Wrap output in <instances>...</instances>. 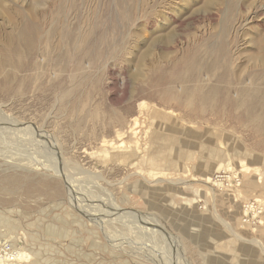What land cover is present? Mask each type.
I'll return each mask as SVG.
<instances>
[{
  "label": "rangeland",
  "instance_id": "374dc122",
  "mask_svg": "<svg viewBox=\"0 0 264 264\" xmlns=\"http://www.w3.org/2000/svg\"><path fill=\"white\" fill-rule=\"evenodd\" d=\"M263 65L264 0H0V107L58 145L0 143V247L27 252L13 264H264ZM171 84L184 105L167 102ZM242 85L261 93L249 107ZM143 104L179 124L158 130ZM135 117L141 161L104 166ZM150 144L166 159L149 162ZM208 149L233 168L199 167ZM42 163L65 166L75 193Z\"/></svg>",
  "mask_w": 264,
  "mask_h": 264
},
{
  "label": "bare ground",
  "instance_id": "6f19581e",
  "mask_svg": "<svg viewBox=\"0 0 264 264\" xmlns=\"http://www.w3.org/2000/svg\"><path fill=\"white\" fill-rule=\"evenodd\" d=\"M32 1H34V0H32ZM36 2H37V0H36ZM34 3V2H33ZM31 7V6H30ZM23 31V30H22ZM30 32V31H29ZM27 38L29 37V35H28V33L26 32V35H25ZM225 36V35H224ZM222 37V36H221ZM159 39H163V42H165V43H169L170 44V42H171V36H170V34L169 35H163V36H159L158 37ZM156 39V40H158V42H160V40L159 39ZM222 40V39H221ZM197 41V40H196ZM156 42V41H155ZM222 42V41H221ZM220 42V43H221ZM227 42V41H226ZM157 43V42H156ZM8 47V46H7ZM201 48V47H200ZM219 48H220V46H219ZM207 50V49H206ZM227 50H229L228 48H227ZM225 51V50H224ZM203 52V51H202ZM205 52V51H204ZM222 52V51H221ZM156 53V52H155ZM207 53H208V51H207ZM213 56V55H212ZM237 56V55H236ZM213 58V57H212ZM160 59V58H159ZM158 59V60H159ZM162 59V58H161ZM231 60V59H230ZM236 60V59H235ZM153 61V60H152ZM160 61V60H159ZM209 61V60H208ZM234 61V60H233ZM224 62V61H223ZM237 62V61H236ZM235 62V63H236ZM222 63V62H221ZM227 63V62H226ZM238 63V62H237ZM236 63V64H237ZM242 63V62H241ZM8 64V63H7ZM156 64H158L157 63V61H156ZM192 64V63H191ZM234 64V63H233ZM185 66V65H184ZM206 66V65H205ZM208 66V65H207ZM264 66V65H263ZM8 67V66H7ZM190 67V66H189ZM188 67V68H189ZM156 68V67H155ZM221 68V67H220ZM247 68V67H246ZM153 69V68H152ZM191 70H192V68H190ZM140 70V69H139ZM263 70H264V68H263ZM198 71H199V69H198ZM234 72V71H233ZM208 73V72H207ZM210 73V72H209ZM242 73V72H241ZM246 73V72H245ZM136 75V74H135ZM185 75V74H184ZM188 75H190V74H188ZM261 75V74H260ZM234 76V75H233ZM254 76V75H253ZM186 78V77H185ZM250 78V77H249ZM260 78V77H259ZM169 79V78H168ZM190 79V78H189ZM205 79V78H204ZM203 79V80H204ZM208 80V79H207ZM223 80V79H222ZM171 81V80H170ZM240 82V81H239ZM173 83V82H172ZM214 83H216V82H214ZM250 83V82H249ZM248 82L246 83L247 85L249 84ZM166 84V83H165ZM180 84V83H179ZM184 84V83H183ZM221 84V83H220ZM257 84V83H256ZM259 84V83H258ZM6 85V84H5ZM247 85H242L241 87H240V89L238 90V99H248V101H243V102H241V104H245V105H247V107H249V106H251V104H253L254 103V101L256 100V98L259 96V95H261V93L259 92V94H254L253 92H251V90L249 89V86H247ZM264 85V84H263ZM181 86V85H180ZM217 86V85H216ZM166 87V86H165ZM259 87V86H258ZM261 87V86H260ZM13 89V88H12ZM220 89V88H219ZM183 90V87L181 88V91ZM260 90V89H259ZM258 90V91H259ZM188 91V90H187ZM255 91V90H254ZM167 92L169 93V95H170V97L172 98V101H167V102H173L175 105H178V106H181L182 104L184 105V102L182 101V99H181V92H180V87L178 88L176 85L175 86H172V84L170 85V87H168L167 88ZM257 92V91H256ZM124 93H126V92H124ZM194 93V92H193ZM216 94V93H215ZM245 97V98H244ZM263 97V96H262ZM206 98V97H205ZM229 98V97H228ZM261 98V97H260ZM191 99H193V97H191ZM258 99V98H257ZM204 100V99H203ZM206 101V100H205ZM257 101V100H256ZM259 102V101H258ZM261 102V101H260ZM257 103V102H256ZM262 104V103H261ZM148 105V104H147ZM147 105L146 104H143L142 105V107H141V109L142 110H140V113L141 114H143V112L145 111V109H148V111H149V109H150V111H151V115L153 116V121L154 122H152L156 127L157 126H159V128H158V130L159 129H161L162 127H165V125H164V123L162 122H160L159 120H163V121H165V122H168V124L170 125V123H178L179 124V120H178V116H180V114H179V112H175L174 110H171V109H169V110H166V111H164V110H159L157 107H155V106H151L150 108H149V106H148V108H147ZM238 105V104H237ZM264 105V104H263ZM210 107V106H209ZM237 107V106H236ZM263 107V106H262ZM253 108V107H252ZM257 109H259L258 107H257ZM182 110V109H181ZM262 110H264V109H262ZM160 111H162V112H160ZM187 111V110H186ZM255 111H256V106H255ZM195 112V111H194ZM259 112H261V111H259ZM159 113H162L163 114V117H161V116H159L158 114ZM192 113H193V111H192ZM258 113V112H257ZM262 113H263V111H262ZM186 114V113H185ZM200 114V113H199ZM241 114V113H240ZM193 115H194V113H193ZM192 115V116H193ZM212 115V114H211ZM244 115V114H243ZM257 115V114H256ZM184 116V115H183ZM159 117V118H158ZM198 117H200V116H198ZM209 117V116H208ZM223 117V116H222ZM238 117V116H237ZM192 118V117H191ZM194 118V117H193ZM197 118V117H196ZM215 118V117H214ZM225 118V117H224ZM182 119V118H181ZM203 119V118H202ZM257 119V118H256ZM259 119V118H258ZM16 119H14L13 118V116H11V115H9L6 111H5V109H3L2 107H0V143H4V144H6V143H8V144H16L17 146H19L20 144H22V142L20 141V139L22 140L23 139V136L24 135H29L30 136V138H32L33 140H34V144H36L38 147H41V143H45L46 145H53L55 148L58 146L57 145V143H56V141H54L53 139H52V136H51V134H48L46 131L44 132L45 134H43V133H41L40 132V129L39 128H37L36 129V126L35 127H32V126H25L23 123H21L20 121H15ZM138 120H139V117L137 118V117H135V118H133V120H132V123H130L129 125H127L126 127H125V129H122V130H118L117 131V135H118V138H119V140L118 141H114V142H110L111 143V145L109 146L110 148H103L102 149V151H101V156L103 157V159H105V164H104V166H108V164H110L112 161H115V165H118V166H120V165H128L129 163H131V165L132 166H134V165H137V164H139V161H141V160H139V159H137V156L136 155H138V153L139 152H141V149L140 148H142L141 147V145H139L140 144V140L142 139V138H139L138 137V133L139 132H141L140 130L139 131H137V128H138V125H139V123H138ZM193 120V119H192ZM212 120V119H211ZM216 120V119H215ZM214 120V121H215ZM225 120V119H224ZM219 121V120H218ZM217 121V122H218ZM223 121V120H222ZM230 121V120H229ZM261 121V120H260ZM220 122V121H219ZM226 122V121H225ZM234 122V121H233ZM237 122V121H236ZM214 123V122H213ZM238 123V122H237ZM243 123V122H242ZM248 123H249V121H248ZM166 124V123H165ZM198 125V124H197ZM222 125H223V123H222ZM122 126V125H121ZM178 126V125H177ZM221 126V125H220ZM230 126V125H229ZM245 127V126H244ZM119 129H120V127H119ZM149 129H151V127L149 126V127H147L142 133H141V135L143 136V135H145V137L147 136V134H148V132H149ZM260 130H262V128L260 127L259 128ZM46 130V129H45ZM49 132V131H48ZM51 133V132H50ZM160 133H162V132H160ZM128 134H130V136H131V139H129V140H126V139H124V137H127V135ZM149 135V134H148ZM216 135V134H215ZM18 140V141H17ZM28 140V139H27ZM161 140H162V138H161ZM24 143H26V142H24ZM30 143V142H29ZM42 144V145H43ZM103 145V144H102ZM11 146H13L14 147V145H11ZM22 146V145H21ZM45 146V145H44ZM219 148L217 147L216 149H217V151L219 150V149H221V144H219ZM23 147V146H22ZM211 147V146H210ZM18 148V147H17ZM21 147L19 146V149H20ZM25 148V147H24ZM23 148V149H24ZM155 148L156 147H154V148H152L151 147V144L148 146V149H150V152L147 154V156H148V161L149 162H151V163H157L158 161H160V160H162L163 161V159H166V156H165V154H163L162 152H161V150L160 151H158V152H156L155 151ZM214 148V147H213ZM13 149V148H12ZM22 149V150H23ZM26 149V148H25ZM44 149H46L45 147H44ZM212 149V148H211ZM211 149H208V151L206 152V153H209L208 155L206 154V156L204 157V160L199 164V167H201V168H207V169H209V168H211L212 167V165L215 163V164H217V162H219L217 165H216V167H215V169H216V172H222V170H225V169H227L230 165H231V168H233V165L231 164V162H227L226 164H224L223 162H220L219 160L218 161H215L217 158H218V153L216 154V156H214V159L213 160H211L212 159V155H213V153H215V152H212L211 151ZM7 150V149H6ZM16 150V149H15ZM171 150H173V149H171ZM17 151H18V149H17ZM25 151H27V150H25ZM153 151H155L156 152V154H152V152ZM216 151V152H217ZM19 152H21V150L19 151ZM60 151H58V153H59ZM155 152H153V153H155ZM172 152H177V151H172ZM227 152H228V154H227ZM39 153V152H38ZM143 153V152H142ZM220 153H222L221 155H223V154H225V155H229V151L227 150V151H225V150H220ZM219 153V154H220ZM6 154V153H5ZM22 154V153H21ZM24 154V153H23ZM27 154V153H26ZM29 154H31V153H29ZM51 154H53V152L51 153ZM141 154V153H140ZM0 155H1V153H0ZM9 155V154H8ZM7 155V156H8ZM56 155V154H55ZM19 155H17V157H18ZM193 156V155H192ZM192 156H190L189 154H186L185 155V157H183V159L180 161V162H184V160H187V159H189V158H191ZM230 156V155H229ZM4 157H6V156H4ZM10 157V156H9ZM194 157V156H193ZM11 158H13V157H11ZM7 159V158H6ZM39 159V158H38ZM179 159H181V158H179ZM201 159V158H200ZM191 160H193L192 158L191 159H189V161H191ZM209 160V161H208ZM6 162H10L11 163V165H15V166H18V167H24V168H34V169H38V167H36V165L38 164H36L35 165V163L33 164V163H31L30 161V163H28V165L27 166H21L20 164H18L17 162H16V160H14V159H12V160H5ZM66 161V160H65ZM143 161V160H142ZM8 162V163H9ZM173 163H176V164H179V161H176V162H173ZM241 164V163H240ZM42 165H44L43 167H45L48 171L49 170H53L56 174H58L61 178H63V177H65V182H67V184H68V186H67V188H68V190H69V193H75V191H74V189L76 188V186H75V183H76V181L75 180H70V179H68L67 177L69 176V171H67V168H66V170H65V166H64V173H63V171L62 170H58L57 169V167L55 166L54 168H52V166H50V165H48V164H46V163H42ZM62 165V164H61ZM70 165V164H69ZM249 165V164H248ZM263 165V164H262ZM60 166V165H59ZM244 167V166H243ZM44 168V169H45ZM247 168V167H246ZM81 169V168H80ZM79 169V170H80ZM264 169V168H263ZM232 170V169H231ZM139 171V170H138ZM137 171V172H138ZM82 172V171H81ZM149 172V176L151 177H153V179H159V180H163V179H166L169 175V173H165V172H159V171H148ZM66 173V174H65ZM143 173V172H142ZM148 174V173H147ZM66 175H67V177H66ZM78 176V175H77ZM96 177H100L99 176V173H98V175L97 174H91V175H89V176H86V179H93V180H95L96 179ZM151 177V178H152ZM78 178V177H77ZM83 178H85V177H83ZM169 178V177H168ZM102 179H103V177H102ZM78 180V179H77ZM210 180H212L211 179V177L210 176H207L206 177V179H205V181H210ZM95 181H97V180H95ZM79 182V181H78ZM83 183H84V181H82ZM88 182V181H87ZM122 183V182H121ZM82 184V183H81ZM80 184V185H81ZM93 185V184H92ZM219 186H221L222 184H218ZM103 188V187H102ZM98 190H99V188H98ZM104 190V189H103ZM214 190V189H213ZM109 192V191H108ZM77 193V192H76ZM100 194V193H99ZM105 194V193H104ZM112 194V193H111ZM72 199V198H71ZM70 199V200H71ZM111 200V199H110ZM82 203H84L82 206H83V211L87 214V216L91 219V221H93L94 223H96L97 225H99V226H102L101 228H105L106 227V225H104L105 224V221H104V224H100L102 221H103V219H102V217H100L101 216V209H98V211H97V209L95 208V209H91V206L92 205H87V204H85V202L81 199V198H79V204H82ZM113 203V202H112ZM117 206V205H116ZM109 209V208H108ZM108 209H104V210H102L103 212H105V210H106V212L108 211ZM110 211H111V209H109ZM120 210H121V208H119L118 206L117 207H114L113 209H112V212H119V214H121L120 213ZM105 212V213H106ZM125 213V212H124ZM123 214V213H122ZM121 219V218H120ZM154 219V218H153ZM152 219V220H153ZM140 221H142V220H140ZM128 222V221H127ZM140 223H143V222H140ZM156 223V222H155ZM130 224V223H129ZM137 225V224H136ZM136 227V226H135ZM140 227V226H139ZM152 227V226H151ZM150 227V228H151ZM138 228V227H137ZM149 228V227H148ZM152 229H153V227H152ZM155 230V229H154ZM111 240V239H110ZM151 242V241H150ZM4 242H2V244H3ZM154 243V242H153ZM18 252H13L12 254H8V255H0V264H9V263H14V262H16L17 260L19 261L21 258H24L25 256H26V254H27V252H26V254H25V252L22 250V249H18L17 250ZM1 253V252H0ZM23 254V256H21L22 254ZM25 254V255H24ZM13 260H16V261H13ZM21 261V260H20ZM20 263V262H19Z\"/></svg>",
  "mask_w": 264,
  "mask_h": 264
},
{
  "label": "built area",
  "instance_id": "2783aa9c",
  "mask_svg": "<svg viewBox=\"0 0 264 264\" xmlns=\"http://www.w3.org/2000/svg\"><path fill=\"white\" fill-rule=\"evenodd\" d=\"M12 247L8 242H4L3 245L0 247V252L4 255H8L12 253Z\"/></svg>",
  "mask_w": 264,
  "mask_h": 264
}]
</instances>
